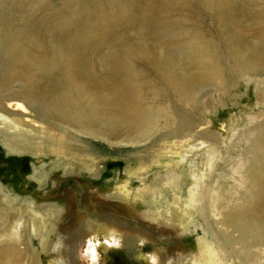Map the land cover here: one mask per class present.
<instances>
[{
    "label": "bare ground",
    "instance_id": "1",
    "mask_svg": "<svg viewBox=\"0 0 264 264\" xmlns=\"http://www.w3.org/2000/svg\"><path fill=\"white\" fill-rule=\"evenodd\" d=\"M188 1L167 0L173 6L182 2L184 9ZM200 1L222 8L223 0ZM261 1L250 0V17L243 24L247 29L238 24L228 28L227 54L234 73L226 83L218 82L224 69L213 46L200 39L190 19L175 29L170 21L153 24L147 36L154 46L150 41L151 45L119 41L113 50L91 56L89 40L67 43L61 27H55L46 42L35 29L18 35L8 22L0 24V56L8 66L0 78L5 83L23 82L8 92L0 90V144L33 156L70 145L69 161L77 157L82 162L77 168L91 179L103 172L93 154L110 155L113 146L119 153L136 150L135 170L118 184L115 194L100 201L148 199L152 218L141 215L146 224L164 228L177 241L183 234L196 236L195 246L187 251L176 245L171 254L164 252L165 264H264V108L259 115L241 119L246 126L233 141L235 129L228 138L215 130L216 107L210 101L214 92L222 91L221 98L233 106L238 95L232 94L243 75L247 83L254 75L264 76ZM131 59L145 62L151 73L135 69ZM226 125L219 126L226 130ZM167 157L175 168H152ZM141 158L150 159V165ZM64 172L66 178L76 173L69 166ZM32 179L40 184L46 176L35 174ZM13 203L0 184V264H42L40 252L48 258L46 264H88L82 259V242L91 233L133 226L158 241L161 231L96 210L94 215L79 213L73 195L40 206L24 202L20 209ZM33 237L40 252L35 251Z\"/></svg>",
    "mask_w": 264,
    "mask_h": 264
},
{
    "label": "rangeland",
    "instance_id": "2",
    "mask_svg": "<svg viewBox=\"0 0 264 264\" xmlns=\"http://www.w3.org/2000/svg\"><path fill=\"white\" fill-rule=\"evenodd\" d=\"M212 1L214 4L215 0ZM261 2L264 3V0ZM181 4L182 2H179L178 5L173 6L167 0H0V24L8 22L7 24L10 25L12 31L18 35L25 34L29 29L32 33L35 29L37 37L46 42L49 41L51 31L55 27H61L65 32L64 40L67 43L89 40L88 55L91 56L96 52L104 53L106 50H113L119 41L127 44L142 41L151 45L149 41L153 43V40H151V36H147V33L151 31L153 24L157 25L170 21L169 27L175 29L180 26V23L190 19L191 23L188 24L196 28L200 34V39L213 46L218 63L224 69L222 80L218 82L226 83V78H233L232 74L234 73L231 60L227 54L231 40L228 36V28L238 24L241 28L247 29L243 24L247 23L249 20L247 18L250 17L246 16L251 6L250 0H223L221 9L215 6L211 8L212 5L204 4L200 0L184 2L185 9L181 7ZM238 4L239 6H237ZM256 6L261 7V5ZM255 8V6L252 7V9ZM146 15H150L151 19L144 20ZM249 29H252V26H249ZM253 30L255 29L251 31ZM239 35L242 36V34ZM151 46H154V43ZM118 47L122 51L125 44L121 43ZM176 47L179 46L176 45ZM132 53L137 55L135 51ZM131 61L135 69H143V71L151 73L145 62L138 61V59H131ZM262 62L264 63V60ZM6 64L0 56V76L8 67ZM14 69L15 71L22 70L20 67ZM28 71L29 69H25L23 73L27 74ZM246 76L243 75L241 84L232 94L238 95V98L233 99L235 103L233 106L227 103L223 97L221 98L222 91L214 92L211 95L210 101L216 107L214 113V118H216L215 130L224 138H228L231 131L235 129L233 141L238 139L239 134L246 126H242L241 119L259 115L262 111L261 108H264V76L259 79V76L254 75L249 83L244 82ZM21 83H23L22 80L18 79L5 83L0 78V90L8 92ZM257 93L260 98L256 97ZM223 123L227 124L226 130H221V126H219ZM98 147L102 151L105 149L102 143H99ZM70 148V145L67 148L62 145L60 148H53V152L42 151L39 156H33L31 154H16L14 151L6 149L5 145L0 144V184L3 187V192L15 201L13 203L14 208L20 209L24 202L32 201L35 202L36 206L45 205L47 202L57 203L65 199L67 195H73L74 207L79 213L94 215L96 210L100 214H112L129 222V224H137L138 222L145 228L153 226L146 224L143 221L145 219L141 217L143 215L148 218L151 215L150 206L153 204L148 199H145L144 202L135 199L126 203L110 200L100 201L101 197L115 194L118 184L126 180L129 173L135 170L139 158L132 156V154L136 150L119 153L117 147L113 146L109 149L110 155L93 154L91 157L94 159L98 157L99 167H102L103 172L98 179H91L77 168L82 164L77 157L74 156V161H69L66 150ZM59 149L62 150L61 154ZM102 158L105 160L103 164ZM141 159L147 163V166L150 165V159ZM163 159V163L152 168L155 170L175 168V165L168 161V157ZM81 160L88 163L90 158L82 157ZM72 162L75 164L73 165ZM68 166L72 167L77 174L66 178L64 170ZM35 174L46 176L45 181L40 184L35 182L32 179ZM42 186L45 188L41 189ZM169 195L168 198H170ZM109 198L115 199L112 196ZM95 204H101L102 209H97ZM119 204H124L135 212L127 211L128 209L124 211L123 208L126 207ZM43 211L40 212L44 213ZM133 216L139 217V219H135ZM154 227L157 226L154 225ZM158 229L161 231L157 232L159 239L157 243L147 242L143 247L155 245L159 246L161 251L171 254L176 245L181 246L184 251L195 246V235L187 237L186 234H183V239L177 241L176 235L164 228ZM33 239L35 238L33 237ZM87 240L82 242L84 247ZM34 241L35 251L40 252L37 239ZM144 254L147 253L144 252ZM40 255L42 264H46L48 258L41 252Z\"/></svg>",
    "mask_w": 264,
    "mask_h": 264
},
{
    "label": "flooded vegetation",
    "instance_id": "3",
    "mask_svg": "<svg viewBox=\"0 0 264 264\" xmlns=\"http://www.w3.org/2000/svg\"><path fill=\"white\" fill-rule=\"evenodd\" d=\"M104 216L117 218L112 214ZM125 228L91 233L82 259L88 264H165V253L159 246L143 247L147 242L157 243V239L133 226Z\"/></svg>",
    "mask_w": 264,
    "mask_h": 264
}]
</instances>
